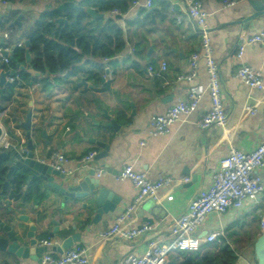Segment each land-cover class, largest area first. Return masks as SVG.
Wrapping results in <instances>:
<instances>
[{"label":"crops","instance_id":"crops-1","mask_svg":"<svg viewBox=\"0 0 264 264\" xmlns=\"http://www.w3.org/2000/svg\"><path fill=\"white\" fill-rule=\"evenodd\" d=\"M81 1L0 0V15L3 16L0 24L1 43L13 48V59L17 49L25 47L27 51L28 31L44 11L60 12L58 8L62 4H80ZM139 1L145 4L147 0ZM200 1L208 15L212 57L218 64L223 104L228 113L225 129L211 127L208 131H202L197 125L211 108L210 75L205 60L201 59L198 76L192 82L178 81L180 76L187 73L188 59L192 53L200 50L202 42L195 23L187 14L188 0H152L150 8L135 7L132 1L123 14L118 9L114 10H118V13L111 11L104 14L92 8L103 15L97 17L96 21L98 18L116 19L124 31L127 46L114 59L116 65L108 66L110 61L107 60L101 62L106 67L103 79L99 81L71 77L67 84L58 86L50 81L53 84L50 93L44 92L36 83V80L43 78L42 73L39 72V77H33L23 71L30 75V81L22 83L18 74L22 70L17 66V71H10L19 77V82L15 84L11 103L0 112V127L18 149L27 148L30 139L35 157L46 164L54 163L55 154H63L69 160L64 165L69 175L85 176L92 169L95 173L99 168L106 169L107 175L99 178L96 173L95 178L100 181V187L111 193L112 199L108 203H114V209L94 222L93 213L83 207L86 201L69 198L51 187L42 190L45 183L40 180L29 182L28 173L26 187L20 197L14 198L13 188L9 184L11 173L0 185L2 223L14 230H28V225L20 221V217L29 218L36 227L39 241L50 238L56 242V246L49 248L48 253H59L56 248L64 238L79 234L80 242L73 248L84 249L90 264H122L133 253L143 255L152 242L163 245L171 241L172 222L185 214L190 202L209 187L221 160L228 156L231 147L247 153L264 143V86L262 90L252 89L244 85L236 73L238 68L248 65L261 72L264 79V50L260 45L246 46L243 57L238 58V50L244 39L264 30V0H239L232 7L223 6L224 0ZM158 2L168 5H154ZM141 9L146 13L140 16ZM147 12L151 23L147 22L146 27H143L141 22L145 21ZM60 13L71 14L75 18L70 22L64 16L51 22L60 26L76 24L75 12ZM10 16L12 18L8 19ZM19 17V24L10 27ZM89 17L92 22L94 18ZM59 19H66L68 24L57 23ZM137 20L139 28L128 25ZM5 33L9 35L8 40L3 39ZM26 51L25 65L20 66L27 70L33 69L30 67V47V63L27 62ZM163 64L167 66L166 72L149 75V68L161 72ZM106 70H109L108 75ZM191 91L201 94L198 108L174 123L169 135L149 136L151 118L165 114L170 106L179 101H187ZM248 107L255 113L247 110ZM29 113L32 116L31 136L28 139V131L22 124L27 121ZM111 121H115V127H108ZM227 132L233 133L230 142L224 136ZM97 142L105 145L108 157L93 159L84 167V163H81L84 156L92 151L96 154L105 151ZM125 165H132L151 180L165 175L187 177L190 181L188 184L163 188L157 200L146 198L134 205L130 218L125 220V226L132 228L149 223L152 231L146 236L132 241L121 237L103 240L100 237L102 230L112 227L121 215L128 212L137 193L129 181L116 179ZM262 177L264 181V171ZM55 181L61 183L58 178ZM26 194L30 199L25 201ZM257 207L264 211V196L257 204L248 203L240 212L231 210L225 215H211L199 228L198 235L203 238L211 232L221 231L223 237L230 223L243 218ZM55 224L59 225L58 235H53ZM249 228L254 235L258 234L255 239L263 229L261 227L259 230L257 223ZM250 243L251 240L247 239L240 246V256L235 264H253L252 255L248 256L250 251L252 254ZM176 253H172L168 264ZM0 264L41 262L0 252Z\"/></svg>","mask_w":264,"mask_h":264},{"label":"built area","instance_id":"built-area-1","mask_svg":"<svg viewBox=\"0 0 264 264\" xmlns=\"http://www.w3.org/2000/svg\"><path fill=\"white\" fill-rule=\"evenodd\" d=\"M239 0H224L223 6L232 7ZM135 7H152V0H147L142 4L139 0L132 3ZM187 14L195 23L202 42L200 50L192 53L188 59V71L180 76V82H192L197 76L199 63L204 59L207 71L210 75L209 92L211 93V108L197 122L198 128L202 131H208L211 127H220L225 129L228 120V113L225 112L223 104V93L221 89L220 77L218 73V64L212 57L211 35L207 26L208 15L203 9L200 0H188ZM116 10L114 13H118ZM4 40L9 39V35H3ZM1 40V39H0ZM260 45L264 50V30L244 39L238 50V58L244 55L246 46ZM5 54H7L5 56ZM13 48L0 41V62L3 67L9 66L12 60ZM167 66L163 64L161 72H155L152 68L148 69L149 75H160L166 72ZM237 78L252 89L262 90L264 79L261 72L251 68L248 65L241 66L237 70ZM10 84H18L17 75L8 76ZM201 94L198 91H191L187 101H179L170 106L163 115H157L151 118L149 122V136L169 135L171 126L180 121L184 116L192 114L199 105ZM251 113L255 111L248 107ZM226 141L233 139V133L227 132ZM144 144V143H142ZM12 143L8 140L6 133L0 140V148L9 149ZM19 154L26 157L29 150L25 147L16 148ZM227 157L221 160L218 171L214 174L209 187L200 192L187 208V212L176 218L171 224V241L167 244L159 245L152 242L148 245L147 251L143 255L132 254L127 256L122 264H168L169 258L174 252H191L200 250L201 246L216 242L223 233L221 231L211 232L205 237L198 235L199 228L213 215H225L234 210L240 212L245 209L248 203H258L264 196V181L262 172L264 171V143L250 152H243L231 147ZM98 154L92 151L84 156L81 163L87 166ZM54 163L51 164L56 170L67 173L64 165L69 160L63 154L54 155ZM99 178L107 175V170L99 168L96 171ZM116 179L118 181H129L132 183L136 196L133 200V206L128 212L121 215L116 223L107 229L102 230L100 237L103 240L121 237L124 240L132 241L142 238L152 231L149 223H143L139 227L128 228L125 226V220L130 218L134 205L139 204L146 198L158 199L160 190L171 188L178 185L188 184L190 178L161 175L157 180H151L143 172H138L132 165L123 166ZM264 228V221L261 224ZM40 247L52 248L56 242L52 239H43L39 241ZM41 264H90L86 251L81 248H71L62 253H45L41 258Z\"/></svg>","mask_w":264,"mask_h":264},{"label":"trees","instance_id":"trees-1","mask_svg":"<svg viewBox=\"0 0 264 264\" xmlns=\"http://www.w3.org/2000/svg\"><path fill=\"white\" fill-rule=\"evenodd\" d=\"M13 1V0H4ZM135 0H83L80 5L84 8H96L100 13H108L118 9L121 13H126L128 4ZM154 5L166 6L167 3L158 2ZM139 15L146 13L140 10ZM14 14H12L13 16ZM71 22L74 16L63 15L57 10L44 11L29 29L27 39L30 42V53L32 61L30 67L42 73L43 78L36 80V83L44 92L50 93L53 84H67L71 77H86L88 81H99L103 79L105 65L101 62L107 60L108 66L116 65L114 59L122 54L126 49L124 31L120 28L118 21L113 18L107 20L98 18L96 23L91 22V18L86 13L76 15L75 25L60 26L54 21L64 17ZM143 27L146 23H151L150 14L147 12ZM12 18L11 16L8 19ZM138 20L128 23L129 26L138 27ZM139 28V27H138ZM140 44V43H139ZM139 44H136L138 46ZM25 47L17 49L9 66H5L6 71H17L18 65H25ZM22 83L30 81V75L19 71ZM53 82V84L51 82ZM15 85L0 93V112L4 111L11 103ZM15 164V170L9 179L10 187L13 188L12 196L20 197L26 187L27 172L21 163H15V159L10 152L2 157L0 164V185L7 179L10 168ZM24 200H29V195H24ZM264 211L257 207L241 219L229 224L225 234L220 241L210 243L200 247L198 251H179L172 257L170 264H235L240 254V246L248 239L251 240L252 261L256 264L254 241L256 236L249 228L257 223L261 230Z\"/></svg>","mask_w":264,"mask_h":264},{"label":"water","instance_id":"water-1","mask_svg":"<svg viewBox=\"0 0 264 264\" xmlns=\"http://www.w3.org/2000/svg\"><path fill=\"white\" fill-rule=\"evenodd\" d=\"M58 10L60 12H75L76 15L82 12H85L87 15H90L94 19L92 23H96L97 17H103L102 14H98L94 9L88 8L85 9L80 4L76 2H66L59 6ZM153 10H151L152 12ZM3 16L0 15V24L2 22ZM19 17L10 27H14L16 24H19ZM59 24H68L66 19H59L57 20ZM75 23V22H74ZM27 51H26V59L27 62L30 63L31 56L29 53L30 43H26ZM7 54H5L6 56ZM18 68L22 71H26L31 74L33 77H39L41 74L39 72H35L33 69L27 70L24 66L18 65ZM109 74V70H106V75ZM14 72L6 71L3 69V66L0 63V93L2 94L5 88H10L11 84L7 81L8 76H13ZM85 83V82H83ZM108 86V84H106ZM31 113H29L27 117V121L22 124L25 130H27V138L29 139L31 136ZM115 121H111L108 127H115ZM3 129L0 127V140L3 136ZM96 142V141H94ZM97 144L105 148L104 144L98 143ZM27 148L29 149V154L24 157L13 147H10V153L16 160V163H21L25 171L28 173V181L31 180H40L44 182L45 187H51L61 194L65 196L86 201V204L83 205L84 208L88 212H92L93 216L92 219L94 222L101 220V218L109 213L112 212L114 209V203L109 204L108 200L112 199L111 193L107 191V189L100 187V181L95 178V170L92 169L88 172L87 175L82 176L81 174L78 175H69L67 173H62L61 171L56 170L53 166L38 160L35 157L33 152L34 147L32 141L29 139L27 143ZM108 150L105 148V151L99 153L95 160L105 159L108 157ZM15 166L11 167V170L8 174L10 177L11 173L15 170ZM56 178L60 180V184L56 183ZM8 185V182L5 183V186ZM66 185H70L66 187ZM73 185V186H72ZM115 202V201H114ZM20 221L24 222L28 225V230L25 229H18L14 230L13 227L5 225L0 221V229L3 234L0 236V252L9 253L15 255L17 258L21 259H31L33 261L41 262L42 255L48 251L46 247L39 246V240L36 237V227L32 222L29 221L27 217H20ZM56 228L53 232L54 234H59V225L55 224ZM80 242V235L73 234L71 236H67L61 242V245L56 248L59 253L67 251L74 247L76 243ZM254 251H255V259L256 264H264V228L260 236L256 239L254 243Z\"/></svg>","mask_w":264,"mask_h":264},{"label":"flooded vegetation","instance_id":"flooded-vegetation-1","mask_svg":"<svg viewBox=\"0 0 264 264\" xmlns=\"http://www.w3.org/2000/svg\"><path fill=\"white\" fill-rule=\"evenodd\" d=\"M10 149V148H9ZM9 149H4V148H0V164L2 161V157L5 156L6 153H8L10 150ZM3 234V232L0 229V236Z\"/></svg>","mask_w":264,"mask_h":264},{"label":"rangeland","instance_id":"rangeland-1","mask_svg":"<svg viewBox=\"0 0 264 264\" xmlns=\"http://www.w3.org/2000/svg\"><path fill=\"white\" fill-rule=\"evenodd\" d=\"M259 234H261V233H259ZM248 251H249V250H248ZM249 255H250V256L252 255V254H251V251H250V253L248 254V256H249Z\"/></svg>","mask_w":264,"mask_h":264}]
</instances>
